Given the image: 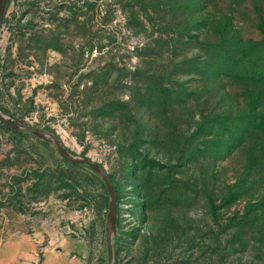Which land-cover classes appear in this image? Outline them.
I'll return each instance as SVG.
<instances>
[{"label":"rangeland","instance_id":"374dc122","mask_svg":"<svg viewBox=\"0 0 264 264\" xmlns=\"http://www.w3.org/2000/svg\"><path fill=\"white\" fill-rule=\"evenodd\" d=\"M0 110L113 179V264H264V0H7ZM88 166L0 122V264H106Z\"/></svg>","mask_w":264,"mask_h":264},{"label":"water","instance_id":"95a60500","mask_svg":"<svg viewBox=\"0 0 264 264\" xmlns=\"http://www.w3.org/2000/svg\"><path fill=\"white\" fill-rule=\"evenodd\" d=\"M7 6V0H0V23ZM0 122L15 132H26L51 142L58 154L67 161L88 166L97 174L107 192V203L104 222V243L106 264H113L112 235L116 222V195L115 184L110 179L108 172L96 161L86 155H77L64 146L60 138L49 128L29 124L23 120L12 117L9 113L0 110Z\"/></svg>","mask_w":264,"mask_h":264},{"label":"trees","instance_id":"16d2710c","mask_svg":"<svg viewBox=\"0 0 264 264\" xmlns=\"http://www.w3.org/2000/svg\"><path fill=\"white\" fill-rule=\"evenodd\" d=\"M109 175V174H108ZM110 179L112 180V182L114 183L113 179L111 178V176L109 175ZM115 184V183H114ZM116 186V185H115Z\"/></svg>","mask_w":264,"mask_h":264}]
</instances>
